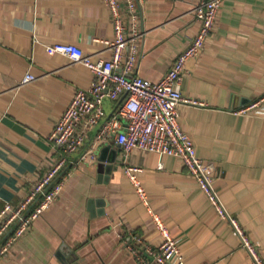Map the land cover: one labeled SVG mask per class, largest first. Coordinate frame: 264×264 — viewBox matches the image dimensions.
Segmentation results:
<instances>
[{"label":"crops","instance_id":"obj_1","mask_svg":"<svg viewBox=\"0 0 264 264\" xmlns=\"http://www.w3.org/2000/svg\"><path fill=\"white\" fill-rule=\"evenodd\" d=\"M137 2L136 69L157 81L193 37L199 0ZM111 36L101 0H0V209L21 199L51 164L59 147L47 136L75 89L91 81L86 68L48 55L44 44L72 42L94 58L107 57L94 38ZM26 72L36 78L21 83ZM180 87L203 104L181 103L179 124L197 154L212 163L224 205L264 259V0H223L209 41L199 59L187 61ZM114 105L105 99L104 112L112 114ZM108 144L117 149L108 181L98 179L96 160L75 162L84 147L72 153L56 199L0 264H63L62 256L72 254L83 264H138L123 236L139 234L155 247L160 235L152 212L168 225L185 264H252L179 159L137 149L123 155L113 140L102 146ZM125 164L142 168L147 204L124 174ZM90 198L104 199V214H91Z\"/></svg>","mask_w":264,"mask_h":264},{"label":"built area","instance_id":"obj_2","mask_svg":"<svg viewBox=\"0 0 264 264\" xmlns=\"http://www.w3.org/2000/svg\"><path fill=\"white\" fill-rule=\"evenodd\" d=\"M101 2L109 11L112 36L94 40L102 44V50L108 52L107 57L94 58L93 53L85 52L72 42L44 44L48 55L60 54L69 63L86 68L91 73V81L86 87L75 89L47 136L59 147L51 164L21 199L17 202L7 201L0 209V258L14 251L19 238L30 230L33 221L56 199L63 183L61 172L69 162V156L84 147L75 162L95 161V150L113 140L123 155L137 149L179 159L206 195L209 207L229 224L251 263L264 264L257 242L247 235L238 217L224 205L214 185L212 163L197 154L193 138L178 121L181 103L203 104L201 100L183 94L180 83L187 61L199 59L203 53L216 26L223 0H199L193 8L197 23L193 37L157 81L142 77L136 69V42L141 35L138 30L137 0ZM35 78L32 72H26L21 83ZM105 99L115 104L112 114L107 115L103 110ZM254 106L251 104L236 112L245 113ZM93 130L95 132L91 135ZM141 171L142 168L137 165L123 166V172L139 200L147 204L149 196L141 183ZM151 218L160 235L155 247L146 243L139 234L128 232L123 236V242L138 264H185L178 241L171 235L166 222L154 212ZM136 244L142 250L136 249Z\"/></svg>","mask_w":264,"mask_h":264},{"label":"water","instance_id":"obj_3","mask_svg":"<svg viewBox=\"0 0 264 264\" xmlns=\"http://www.w3.org/2000/svg\"><path fill=\"white\" fill-rule=\"evenodd\" d=\"M123 94L120 97V100L124 97ZM119 100V101H120ZM117 156V149L111 148L110 144L104 145L100 148L97 154V163H96V170L98 173V179H102L103 182H107L109 179L108 174L114 168V162ZM88 210L91 212L92 215H102L104 214V199L103 198H90L87 204ZM95 206L97 210H95ZM62 256V255H61ZM63 264H83L82 260L76 254H72V257L69 259H64L62 256Z\"/></svg>","mask_w":264,"mask_h":264}]
</instances>
